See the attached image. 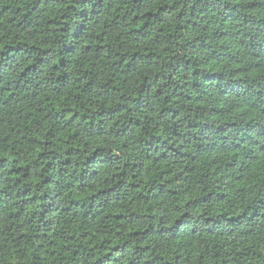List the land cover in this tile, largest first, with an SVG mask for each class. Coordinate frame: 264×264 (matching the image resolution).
<instances>
[{"label":"trees","instance_id":"16d2710c","mask_svg":"<svg viewBox=\"0 0 264 264\" xmlns=\"http://www.w3.org/2000/svg\"><path fill=\"white\" fill-rule=\"evenodd\" d=\"M0 264H264V0H0Z\"/></svg>","mask_w":264,"mask_h":264}]
</instances>
